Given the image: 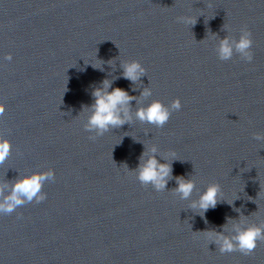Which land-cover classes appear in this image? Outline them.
Returning a JSON list of instances; mask_svg holds the SVG:
<instances>
[{"label": "clouds", "instance_id": "obj_1", "mask_svg": "<svg viewBox=\"0 0 264 264\" xmlns=\"http://www.w3.org/2000/svg\"><path fill=\"white\" fill-rule=\"evenodd\" d=\"M207 7H211V5L209 4ZM176 21L192 27L196 24L197 17L180 15L176 17ZM222 30L229 31L226 25H223ZM209 33H211L210 30ZM211 37L216 38L212 33ZM253 43L251 31L244 26L240 29L238 38L232 35L219 38L215 46V54L220 61L227 62L232 60L234 56H238L241 60L251 63L254 59ZM4 59L11 61L12 55L7 54ZM114 61L109 60L107 63L114 65ZM92 66L103 71L102 66L96 67L93 64ZM120 66L123 70L122 77L133 85H136L141 77L147 76L146 68L138 60L122 61ZM112 85V79H103L100 85L94 87L91 92L93 103L82 106L81 114L86 115L83 128L91 134L89 139L92 141L112 129L121 128L125 124H132L134 119L141 124L152 125L158 129L163 128L169 122L172 113L182 108L179 98L172 100L169 105L155 99L144 106L142 102L152 96L150 87H144L139 97H137L130 95L123 88L113 87ZM132 91H136V88L134 87ZM132 101L137 103L134 113ZM4 113L5 105L0 103V116H3ZM253 139L264 141V134L254 133ZM11 151L12 144L10 140L5 138L3 132H0V165L8 159ZM158 151L159 149L155 145L147 147L141 153L137 168L132 170L131 173L135 174L136 179L142 186L147 188L150 185L156 192L168 190L169 180L175 179L177 186L171 190L172 193L179 195L182 200H189L196 188L195 180L183 176L173 177L172 160L177 159L176 152L170 151L168 157L165 158V162L161 163L157 159ZM124 167L129 172L127 165H124ZM55 178V171L49 168L45 171L18 175L12 181L0 182V214L10 215L17 208L26 204L43 202L47 198V194L43 191L44 185L47 182L54 181ZM222 196L221 185L215 182L209 183L199 195V198L193 200L189 207L195 214L203 217L209 209H214L218 203L223 201ZM249 198L251 199V197ZM235 211L240 213L239 218H227L226 223L221 226V231L209 230L203 233L206 234V238L211 243H215L221 254L239 252L245 256L252 255L258 242H264V220H260L259 223H250L247 219L248 216L243 215L240 209H235Z\"/></svg>", "mask_w": 264, "mask_h": 264}]
</instances>
